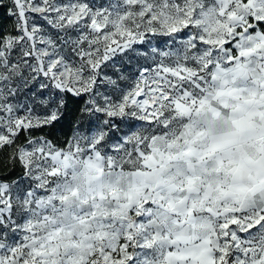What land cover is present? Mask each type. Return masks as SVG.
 <instances>
[{
  "label": "snow or ice",
  "instance_id": "6c2138e0",
  "mask_svg": "<svg viewBox=\"0 0 264 264\" xmlns=\"http://www.w3.org/2000/svg\"><path fill=\"white\" fill-rule=\"evenodd\" d=\"M0 264H264V0H0Z\"/></svg>",
  "mask_w": 264,
  "mask_h": 264
}]
</instances>
